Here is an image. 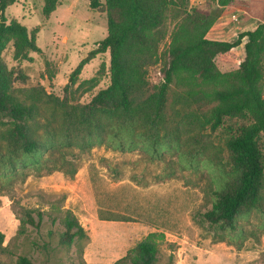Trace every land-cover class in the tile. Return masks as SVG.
<instances>
[{
    "label": "rangeland",
    "instance_id": "rangeland-1",
    "mask_svg": "<svg viewBox=\"0 0 264 264\" xmlns=\"http://www.w3.org/2000/svg\"><path fill=\"white\" fill-rule=\"evenodd\" d=\"M185 1L188 12L201 8L218 14L208 38L224 41L235 40L261 22L264 4V0H250L223 8L216 2L208 6L210 0H200L197 6ZM89 3L59 0L48 18L42 14L43 0H17L6 9L8 22L16 20L29 32L36 31L41 50L30 53L31 61H15L12 45L2 54L8 69L21 73L14 84L18 97L27 99L34 91L59 98L65 95L72 71L107 35L106 13L92 10ZM173 13V9L168 13L169 29L176 23ZM245 42L246 38L234 49L241 59ZM167 44L165 39L160 50ZM216 62L222 72L239 67V62ZM109 65V52L86 64L74 86L82 87L73 99L88 103L107 87ZM160 67H149L151 86L162 83ZM48 68L54 72L52 79ZM196 93L197 88L171 86L167 123L157 146L141 139L134 149L105 145L75 149L74 176L57 170L43 176L32 174L9 185V174L0 169V232L5 235L0 264H19L21 257L29 264H114L151 232L165 237L156 264H264V203L262 210L242 217L231 236L199 217L211 207L213 191L232 176L226 142L246 122L224 119L213 128L216 103ZM42 110L49 113L45 105ZM4 144L0 139V145ZM20 207L44 212L41 228L26 225V233L19 234ZM66 211L74 214L84 230L71 245L60 244L58 238L65 230L61 218ZM49 214L60 220L52 224Z\"/></svg>",
    "mask_w": 264,
    "mask_h": 264
},
{
    "label": "trees",
    "instance_id": "trees-1",
    "mask_svg": "<svg viewBox=\"0 0 264 264\" xmlns=\"http://www.w3.org/2000/svg\"><path fill=\"white\" fill-rule=\"evenodd\" d=\"M59 0H43L42 14L48 18ZM234 0H210L212 7H227ZM17 0H0V169L9 174V185L30 175L43 176L62 170L74 176V150L96 145L113 149H134L143 139L157 146L167 119L165 111L172 85L197 88L196 95L216 103L213 128L224 119L243 118L244 123L227 142L232 164L231 177L213 191L211 207L200 219L226 235L238 231V221L264 203V7L261 22L241 32L233 41L208 38L218 14L195 8L188 12L185 0H90L92 10L103 9L107 35L96 43L72 71L62 98L34 91L21 99L14 84L21 73L8 69L2 54L12 45L15 61H31L30 53L40 52L36 31L29 32L16 20L8 22L5 11ZM173 9L174 26L167 18ZM245 56L234 49L243 39ZM168 39L165 49L162 42ZM110 54V83L88 103L73 99L82 85L74 88L82 69L99 54ZM239 62L236 70L222 72L216 60ZM159 64L162 83L150 85L151 65ZM49 78L54 72L49 70ZM90 82V81H86ZM95 85H92L94 88ZM87 92V91H83ZM192 95L191 93H189ZM49 113H43V106ZM47 115V117H45ZM7 121H5V120ZM1 120H3L1 122ZM18 212V213H17ZM21 227L41 228L44 212L20 207ZM36 213V217L35 214ZM51 216L52 224L59 219ZM65 230L59 243L71 245L84 230L71 211L61 218ZM164 234L151 232L114 264H156ZM5 235L0 232V252ZM19 264H29L26 257Z\"/></svg>",
    "mask_w": 264,
    "mask_h": 264
},
{
    "label": "crops",
    "instance_id": "crops-1",
    "mask_svg": "<svg viewBox=\"0 0 264 264\" xmlns=\"http://www.w3.org/2000/svg\"><path fill=\"white\" fill-rule=\"evenodd\" d=\"M250 0H234L229 6H235V5H238V4H243L244 3H247L249 2ZM200 3V0H191V4L194 5V6H197L199 5ZM264 7V4L262 6V9Z\"/></svg>",
    "mask_w": 264,
    "mask_h": 264
},
{
    "label": "built area",
    "instance_id": "built-area-1",
    "mask_svg": "<svg viewBox=\"0 0 264 264\" xmlns=\"http://www.w3.org/2000/svg\"><path fill=\"white\" fill-rule=\"evenodd\" d=\"M232 18H233V19H237V16H236V15H233Z\"/></svg>",
    "mask_w": 264,
    "mask_h": 264
}]
</instances>
